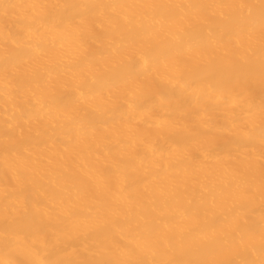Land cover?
Instances as JSON below:
<instances>
[{
  "label": "bare ground",
  "instance_id": "6f19581e",
  "mask_svg": "<svg viewBox=\"0 0 264 264\" xmlns=\"http://www.w3.org/2000/svg\"><path fill=\"white\" fill-rule=\"evenodd\" d=\"M0 264H264V0H0Z\"/></svg>",
  "mask_w": 264,
  "mask_h": 264
}]
</instances>
